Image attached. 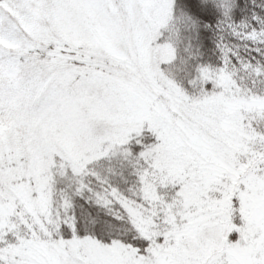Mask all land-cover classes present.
Returning <instances> with one entry per match:
<instances>
[{
	"label": "snow or ice",
	"instance_id": "1",
	"mask_svg": "<svg viewBox=\"0 0 264 264\" xmlns=\"http://www.w3.org/2000/svg\"><path fill=\"white\" fill-rule=\"evenodd\" d=\"M0 264H264V0H0Z\"/></svg>",
	"mask_w": 264,
	"mask_h": 264
}]
</instances>
